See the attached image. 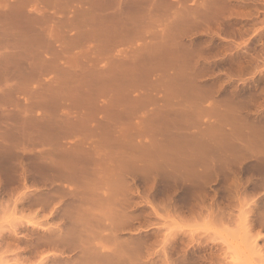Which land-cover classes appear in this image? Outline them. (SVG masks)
I'll return each instance as SVG.
<instances>
[{
  "label": "rangeland",
  "instance_id": "1",
  "mask_svg": "<svg viewBox=\"0 0 264 264\" xmlns=\"http://www.w3.org/2000/svg\"><path fill=\"white\" fill-rule=\"evenodd\" d=\"M84 253L264 264V0H0V264Z\"/></svg>",
  "mask_w": 264,
  "mask_h": 264
},
{
  "label": "bare ground",
  "instance_id": "2",
  "mask_svg": "<svg viewBox=\"0 0 264 264\" xmlns=\"http://www.w3.org/2000/svg\"><path fill=\"white\" fill-rule=\"evenodd\" d=\"M164 46H165V44H164ZM164 46H163V47H164ZM165 47H166V46H165ZM165 47H164V48H165ZM160 48H162V46H160L159 49H160ZM162 49H163V48H162ZM166 49H167V48H166ZM161 51H162V50H161ZM85 231L87 232V230H85ZM49 237H50V236H49ZM51 237L57 239V237H54V236H51ZM51 237H50V239H51ZM46 238H47V237H46ZM46 238H44V240H45ZM87 238H89V237H87ZM65 239H66V238H64V241H65V242L62 240V241H63V244H65V245H66V244H69V242L66 241L67 239H66V240H65ZM46 240H47V239H46ZM58 240H60V239H58ZM60 241H61V240H60ZM85 241H86V240H85ZM87 241H88V240H87ZM44 242H45V241H44ZM66 242H68V243H66ZM83 242H84V241H83ZM83 242H82V243H83ZM88 242H89V241H88ZM88 242H87V243H88ZM55 243H58V242H56L55 239H53V240H52V239H51V240H47V244H48L50 247L53 246V245H54V246L58 245V244L55 245ZM61 243H62V242H61ZM61 243H59V244L61 245ZM42 244H43V243H42ZM63 244H62V246H63ZM85 244H86V243H84V245H83V244H82V245L85 246ZM88 244H90V245H88ZM88 244H87V245L90 246V249H91V245H92V244H91V243H88ZM43 245H44V244H43ZM43 245H42V246H43ZM48 245H47V246H48ZM82 245H81L80 247H83ZM87 245H86V246H87ZM96 245H98V244H96ZM96 245H95V246H96ZM47 246H46V247H47ZM49 246H48V247H49ZM92 246H93V245H92ZM57 247H58V246H57ZM60 247H61V246H60ZM93 247H94V246H93ZM96 247H98V246H96ZM54 248H56V247H54ZM66 248H68V247H66ZM86 248H87V247H85V249H86ZM94 248H95V247H94ZM94 248H93V249H94ZM101 248H102V247H101ZM79 249H80V248H79ZM82 249H84V247H83ZM93 249H92V250H93ZM95 249H96V248H95ZM117 249H118V248H116V250H117ZM96 250H97V249H96ZM86 251H87V249H86ZM90 251H91V250H90ZM110 251H111V250H110ZM110 251H108V252L111 253V256H110V257H111L112 259H113L114 257L116 258V256H117V258H118V257L121 258V256L118 255V252H117L116 256L114 255L116 252H114V254H113L114 257H113V256H112V252H110ZM117 251H118V250H117ZM93 252H94V251H93ZM99 252H100V251H99ZM79 253H80V252H79ZM91 253H92V251H91ZM119 253H120V252H119ZM86 254H87V252H86ZM88 254H89V250H88ZM94 254H95V253H94ZM97 254H98V252H97ZM97 254H96V258L101 256L99 259L103 260V259H102V258H103V257H102V256H103V255H102L103 252H102V254H101L100 256H98ZM105 254L107 255L108 253L106 252ZM82 255H83V254H82ZM84 257H86V256H85V253H84V255H83V259H84ZM107 257L109 258L108 255H107ZM87 258H88V259H89V258L91 259L92 257L90 256V257H87ZM87 258H85V259H87ZM96 258L93 257V259H91V260H92V261H94V260H97V261H98L99 259H96ZM81 259H82V258H81ZM85 259H84V260H85ZM88 259H87V260H88ZM112 259L110 260L111 262L108 260V262H106V264H108L109 262H110V264H111V263L113 264L115 261H113ZM121 259H122V258H121ZM91 260L88 261L89 264H91V262H90ZM101 260H99V261H101ZM124 260H125V259H124ZM85 261H86V260H85ZM83 262H84V261H83ZM121 262H122V260H121ZM121 262H120V263H121ZM124 262H125V261H124ZM116 263H117V261L115 262V264H116ZM83 264H88V263H87V261H86V262H84ZM93 264H94V263H93ZM95 264H96V263H95ZM100 264H105V263H100ZM122 264H123V263H122Z\"/></svg>",
  "mask_w": 264,
  "mask_h": 264
}]
</instances>
